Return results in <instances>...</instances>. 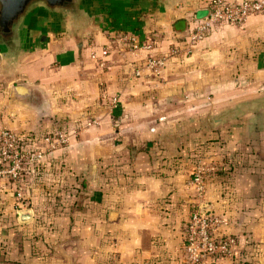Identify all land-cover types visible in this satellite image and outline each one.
Returning <instances> with one entry per match:
<instances>
[{"label": "crops", "instance_id": "crops-1", "mask_svg": "<svg viewBox=\"0 0 264 264\" xmlns=\"http://www.w3.org/2000/svg\"><path fill=\"white\" fill-rule=\"evenodd\" d=\"M207 8L208 0H167L157 8L104 0L101 22L86 35L73 37L67 28L42 22L17 75L4 73L0 61V131L38 139L64 127L83 130L90 116L101 124L43 161L54 169L65 165L70 181L86 182L73 214L78 246L58 245L56 264L68 256L72 264L108 256L117 264H183L194 155L205 163L231 159V178L205 181L202 204L226 216L224 233L238 236L237 252L252 251L264 264V109L256 117L246 105L264 94V18L216 27L186 49L190 29L205 17L198 13ZM121 34L153 41L154 50L133 53ZM173 46L183 50L168 57L158 75L141 72L148 56L166 55ZM101 49L108 52L104 70L92 59ZM15 86L29 88L30 96H16ZM102 96L117 97V106ZM39 141L35 145L43 146ZM63 172L51 179L63 183ZM12 184L3 182L10 194L17 190ZM19 188L25 200L8 194L3 203L26 230L35 220L38 186ZM224 258L219 264H229ZM9 259L6 264H32L27 239Z\"/></svg>", "mask_w": 264, "mask_h": 264}, {"label": "built area", "instance_id": "built-area-1", "mask_svg": "<svg viewBox=\"0 0 264 264\" xmlns=\"http://www.w3.org/2000/svg\"><path fill=\"white\" fill-rule=\"evenodd\" d=\"M258 16L264 18V0H208L207 14L194 24L187 35L188 48L186 49H190V46L201 42L216 27L225 25L241 27L248 22L249 18ZM119 40L128 45L129 49L136 54L143 50L150 52L155 47L153 41L148 40L141 43L130 34H121ZM181 50L183 48L173 46L166 55L148 56L141 72L158 75L168 57L180 54ZM107 55L106 49H101L100 53H92V59L99 68L104 70L107 64ZM141 72L138 70L135 74L139 75ZM102 99L107 100L112 109L117 106V97L106 98V96H102ZM39 142L43 146L37 144L34 150H24L17 133L9 129L0 131V182L22 184L21 180L26 171L34 173L36 166L43 163L46 156L69 146L71 136L65 131H59L45 135ZM199 166L193 173L194 177L190 186L192 185L197 195L202 197L205 189L202 173L209 170H211L209 172H214L217 166H211L209 169ZM20 195L18 192V197ZM227 227L228 221L225 218L201 207L195 208L185 227L183 264H208L209 260L214 257L230 258L234 255L237 252V239L224 233V229Z\"/></svg>", "mask_w": 264, "mask_h": 264}, {"label": "trees", "instance_id": "trees-1", "mask_svg": "<svg viewBox=\"0 0 264 264\" xmlns=\"http://www.w3.org/2000/svg\"><path fill=\"white\" fill-rule=\"evenodd\" d=\"M21 139V144L24 150H34L36 140L30 135L18 134ZM60 150V149H59ZM56 150L55 152L59 151ZM54 153V152H53ZM219 171L214 174H209L205 177L206 182L214 183L220 180H229L233 173V166L231 159L228 156H223L218 160ZM66 166L61 165L59 168L54 169L50 163L38 164L35 168V172L26 171L21 183L26 185L38 186V192L36 195L38 204H33L35 209V222L31 227L26 230L20 229L15 223L14 217L9 215L10 213L4 207V198L9 195L16 201H18L17 190L11 189V194L6 188L3 187V182H0V264L9 263V255L13 250L24 249V244L27 239V243L31 246V254L33 261L37 258L41 259L48 255V246L38 247L40 242H45L48 238L55 237L58 239V234L62 231L63 224L65 223V216L71 219L73 222V212L75 208H78V199L80 193L86 189V182H79V177L73 176L75 181H70L71 176L68 175V170H65ZM64 171V172H63ZM64 173L66 179L63 183L50 182L49 178ZM225 183V182H223ZM59 185V186H58ZM4 202V203H3ZM36 205V206H35ZM187 222L193 212V206L191 205ZM79 210V208H78ZM219 216L225 218L226 216ZM57 219H62L60 222ZM187 224V223H186ZM185 235V229L183 232ZM235 237L238 242V236L230 234ZM184 241V239H183ZM184 243V242H183ZM47 244V243H46ZM256 256L252 251L247 249L236 252L230 258H224L229 261V264H257ZM220 260L223 261V256H217L209 260L208 264H219ZM104 264H117L116 260L111 257H105L103 259Z\"/></svg>", "mask_w": 264, "mask_h": 264}, {"label": "water", "instance_id": "water-1", "mask_svg": "<svg viewBox=\"0 0 264 264\" xmlns=\"http://www.w3.org/2000/svg\"><path fill=\"white\" fill-rule=\"evenodd\" d=\"M135 8L142 4L157 8L167 0H126ZM104 0H0V61L2 71L17 75L19 67L31 51L33 33L42 22L69 30L73 37L84 36L101 22L97 17ZM18 97H29L31 91L24 86H15ZM247 106L253 113L264 109V94Z\"/></svg>", "mask_w": 264, "mask_h": 264}, {"label": "rangeland", "instance_id": "rangeland-1", "mask_svg": "<svg viewBox=\"0 0 264 264\" xmlns=\"http://www.w3.org/2000/svg\"><path fill=\"white\" fill-rule=\"evenodd\" d=\"M206 15V13L205 12H199L198 13V15H197V17L198 18H202L203 16H205ZM244 113V112H243ZM243 113H241V114H243ZM260 113V112H259ZM240 114V115H241ZM257 116H260V115H256V117ZM229 117V116H228ZM88 120H87V122H86V126H87V128H90V127H100V123H99V121H98V119L97 118H93L92 116H90L89 118H87ZM80 122H82V121H80ZM94 122H97L96 124L94 123ZM90 124H93V125H90ZM87 128H82L83 130L84 129H87ZM4 129H7V128H4ZM71 130V129H70ZM70 130H68V128L67 127H64V131L66 132V133H68L70 136H71V139L74 137V136H78L79 134H80V132H82L83 130H81V128L79 129V130H74V131H72V132H70ZM68 147V146H67ZM66 148V147H65ZM65 148H63V149H60V150H64ZM59 150V151H60ZM58 152V151H57ZM54 153H56V152H54ZM54 153H51V154H49V155H52V154H54ZM48 155V156H49ZM198 156V157H197ZM197 156H193V157H191L192 158V160H191V164H190V167H189V169H191L190 170V173H189V175H188V178H187V183H191V181H192V179H193V177H194V171L196 170V168L199 166V167H201V168H210L211 166H217V169H215L214 170V172L212 171V172H209V171H211V170H209L208 172H203L202 173V177H203V181L205 182L206 181V179H205V177L207 176V175H209V174H214V173H217L218 171H219V165L218 164H220V163H218V162H210V163H205V162H203L202 161V158L201 157H199V155H197ZM47 157V156H46ZM52 178V177H51ZM50 178V182L52 181V182H55V181H53V179H51ZM9 183V185H11L12 183L11 182H8ZM12 185H15L16 186V188H17V190H18V192H20V199L23 201V200H25L26 199V195L24 196V193H23V190L21 191V189L19 188V185L18 184H12ZM18 185V186H17ZM26 187V186H25ZM191 194H192V199L194 200V202H193V204H194V207H193V210L195 209V208H197V207H201V208H205V205H203L202 204V200L204 199V195H205V193H206V189H204V192H203V194H202V197L200 196H198L197 195V193H196V191H195V189L193 188V186L191 185ZM77 211H79L78 210V208L76 207L75 208V210H74V212H73V214H75V213H77ZM212 213H214V214H216V215H218L217 213H215V212H212ZM74 216V215H73ZM219 216V215H218ZM65 221H67V223L65 224V226L63 227V230H62V232L64 231V238H58V239H56V236L55 237H51V238H48V240L46 241V243L45 242H40L39 244H38V247H44L45 245L46 246H48V249L50 250V251H47V253H48V255H46L44 258H41V259H39V258H37V259H35L33 262H32V264H56V262L53 260V258H54V254L55 253H57V251H58V245L60 246V245H63L64 247H66V248H68V249H70V247H74V246H78L76 243H73L72 241H73V239L72 238H74L73 237V235H72V228H73V226H75V224H74V222H70V220L68 219V217L67 216H65ZM34 222H35V220L32 222V225L34 224ZM61 235V234H60ZM71 236L70 238H68V236ZM86 242V244L88 243V240H86L85 241ZM63 243V244H62ZM63 246H61V247H63ZM68 258H69V260H67V258H65L64 259V261H62L61 263H63V264H72L71 263V261H72V258L71 257H69L68 256ZM101 258V257H100ZM70 262V263H69ZM95 264H104L103 263V259H100V260H98Z\"/></svg>", "mask_w": 264, "mask_h": 264}]
</instances>
